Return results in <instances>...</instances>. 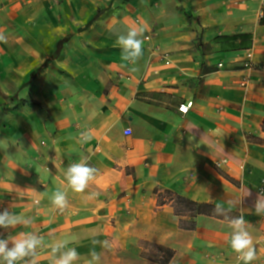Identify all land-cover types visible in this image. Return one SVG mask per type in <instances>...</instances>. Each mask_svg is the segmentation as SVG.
Segmentation results:
<instances>
[{"label": "crops", "instance_id": "crops-1", "mask_svg": "<svg viewBox=\"0 0 264 264\" xmlns=\"http://www.w3.org/2000/svg\"><path fill=\"white\" fill-rule=\"evenodd\" d=\"M262 1L0 0V212L33 220L0 239L43 236L38 264H50L54 239L88 264L94 238L112 243L96 246L101 264H243L228 243L229 220L243 215L251 264H264L253 208L264 180ZM133 26L146 28L134 65L115 35ZM82 159L97 173L76 193L65 173ZM181 199L213 208L197 214ZM217 203L230 211L217 215Z\"/></svg>", "mask_w": 264, "mask_h": 264}, {"label": "clouds", "instance_id": "clouds-1", "mask_svg": "<svg viewBox=\"0 0 264 264\" xmlns=\"http://www.w3.org/2000/svg\"><path fill=\"white\" fill-rule=\"evenodd\" d=\"M146 28L143 26L130 27L126 32H117L116 45L121 48V59L131 64L136 62L143 55L142 37ZM6 38L0 35V41ZM135 70V69H133ZM81 142H87L91 139L88 133L80 134ZM97 169L89 166L86 159L68 166L65 178L68 186L76 193H83L89 186V182L95 179ZM98 193H92L88 199L96 197ZM251 195L248 191L246 196ZM51 203L63 212L68 206L66 192L57 190L50 197ZM39 203V201H35ZM256 215H264V192H258L253 203ZM230 209H225L222 204L217 203L214 212L217 215H225ZM33 223L32 218L23 214H15L5 209L0 212V228H15L18 225L30 226ZM246 220L243 215L231 218L229 226L232 229L229 246L237 254L239 261L243 264H251L257 258L256 246L253 238L246 228ZM68 239H54V242L47 245L50 248V264H75L80 254L77 249L69 248ZM11 245V246H9ZM93 248L90 251V260L88 264H101V254L95 248L99 245L102 249H110L112 243L105 239H93ZM45 246V238L36 232H19L16 236H10L7 239H0V264H38V250Z\"/></svg>", "mask_w": 264, "mask_h": 264}, {"label": "built area", "instance_id": "built-area-1", "mask_svg": "<svg viewBox=\"0 0 264 264\" xmlns=\"http://www.w3.org/2000/svg\"><path fill=\"white\" fill-rule=\"evenodd\" d=\"M262 16H264V0L262 1L261 17ZM254 57H255L254 53L252 51H249L247 56H246V59L243 62V69L244 70H252L253 69ZM220 67L222 68L223 64H221ZM241 85L244 87H247V78L246 77H244ZM193 106H194V101L193 100H191V102L188 101L179 107V112L185 116L191 111ZM131 133L132 132L130 130L126 131V135H130ZM226 163H227V161L222 160V162L218 166H221L222 164H226ZM260 192H264V180L262 181V187L260 188Z\"/></svg>", "mask_w": 264, "mask_h": 264}, {"label": "trees", "instance_id": "trees-1", "mask_svg": "<svg viewBox=\"0 0 264 264\" xmlns=\"http://www.w3.org/2000/svg\"><path fill=\"white\" fill-rule=\"evenodd\" d=\"M264 130V124H263ZM181 204L189 210L196 212L197 214H209L213 207L209 205H198L186 199H181Z\"/></svg>", "mask_w": 264, "mask_h": 264}]
</instances>
